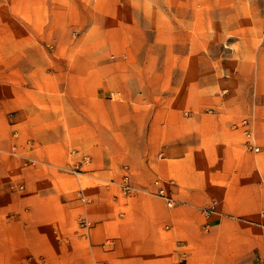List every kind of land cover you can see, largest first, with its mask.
<instances>
[{
  "label": "crops",
  "instance_id": "obj_1",
  "mask_svg": "<svg viewBox=\"0 0 264 264\" xmlns=\"http://www.w3.org/2000/svg\"><path fill=\"white\" fill-rule=\"evenodd\" d=\"M33 53L19 51L22 65L0 62V264H264L261 66L233 51L219 90L217 69L203 72V61L170 84L175 75L155 72L150 57L145 71L111 75L101 57L59 72L56 59ZM110 80L122 96L114 104L99 99ZM242 120L256 152L244 146ZM70 143L143 145L127 150L128 172L151 195L125 196L120 180L63 187L67 163L51 167L49 150ZM25 158L38 165L24 166ZM156 179L173 207L153 195ZM79 217L93 223L89 230L74 226Z\"/></svg>",
  "mask_w": 264,
  "mask_h": 264
},
{
  "label": "rangeland",
  "instance_id": "obj_2",
  "mask_svg": "<svg viewBox=\"0 0 264 264\" xmlns=\"http://www.w3.org/2000/svg\"><path fill=\"white\" fill-rule=\"evenodd\" d=\"M51 22L56 30L51 31ZM167 39L174 40L176 46L167 47ZM194 40L198 45L193 46ZM24 47L37 57L56 59L59 72L65 63L78 62L89 54L103 59L107 74L141 72L145 71L146 57H150L155 72L175 75L170 84L178 82L179 75L191 66L199 69L203 61V72L211 64L217 69L216 85L223 90L227 63L236 61L231 59L233 51L239 56L242 53L247 63L261 66L264 74V0H0V62L9 57L18 64L17 56ZM108 83L100 101L119 102L120 92L114 90L113 80ZM106 115L107 124L111 117ZM130 146L136 150L143 145L70 143L60 151L53 147L49 150L54 156L51 167L67 163V169L78 172L64 175L68 180L58 176L63 187L75 190L111 185L120 179L99 172L115 170L120 178L129 170L126 155ZM57 154L62 158L55 159ZM81 156L87 157L88 163L74 169L72 163ZM43 169L57 171L47 166ZM139 195L151 194L138 189L133 196ZM80 219L84 218L75 219V227Z\"/></svg>",
  "mask_w": 264,
  "mask_h": 264
},
{
  "label": "built area",
  "instance_id": "obj_3",
  "mask_svg": "<svg viewBox=\"0 0 264 264\" xmlns=\"http://www.w3.org/2000/svg\"><path fill=\"white\" fill-rule=\"evenodd\" d=\"M247 121L246 120H242L240 122V125L239 127L241 128H244L243 130V135L245 137V142H244V146L248 149V150H253V151H257V148L254 147V145L251 144V137H250V132L246 129L247 128ZM236 127V125H235ZM26 146H28V149H31L32 147V144L30 142H27L26 143ZM10 154L11 156L13 157H16L17 156V153H16V148L15 146H12L11 147V150H10ZM26 160L24 161V166L26 167H35L36 166V162L29 159V158H25ZM79 160L78 161H74L72 163V165L74 166V169H77L79 167V165H86L88 163V159L87 157L85 156H81L78 158ZM68 172H73V174L75 175H78V172L76 171H72V168L70 169H66ZM118 187L120 188L121 190V193L125 196H132L134 195L136 192H138V190L136 188L133 187V185L131 184V177H130V174L128 171H125L121 178H120V181L117 183ZM154 185L157 187V196L163 198L165 200V203L168 207H173V201L169 198H167L165 196V192L164 190L161 188V182L156 180L154 182ZM214 208H215V203L212 204V206H210L208 209H206L204 211V213L206 215L212 213L214 211ZM78 228L80 229H83L85 231L89 230L91 228V223L89 221H87L86 219H80L78 221Z\"/></svg>",
  "mask_w": 264,
  "mask_h": 264
}]
</instances>
